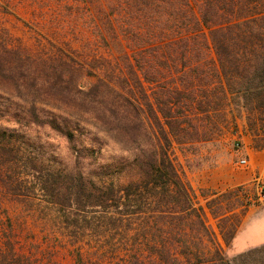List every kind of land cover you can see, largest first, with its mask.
Returning <instances> with one entry per match:
<instances>
[{"label": "trees", "instance_id": "1", "mask_svg": "<svg viewBox=\"0 0 264 264\" xmlns=\"http://www.w3.org/2000/svg\"><path fill=\"white\" fill-rule=\"evenodd\" d=\"M33 4L35 49L0 35V264H264V244L232 248L250 201L228 196L246 187L204 207L170 157L225 127L230 105L264 114V0ZM7 201L29 204L26 226L44 213L42 240L23 241Z\"/></svg>", "mask_w": 264, "mask_h": 264}, {"label": "rangeland", "instance_id": "2", "mask_svg": "<svg viewBox=\"0 0 264 264\" xmlns=\"http://www.w3.org/2000/svg\"><path fill=\"white\" fill-rule=\"evenodd\" d=\"M33 1H0V35H6L11 43H20L29 49H35L38 46L36 38L27 26L34 20V16L37 17L39 15L37 13H40V7L37 4L34 5ZM56 6L53 5V7ZM4 7H7L8 11L3 10ZM9 9L11 10L9 11ZM99 56L108 57L103 51ZM218 109L221 108L218 107ZM227 109L231 116L227 115L229 121L225 127L219 132H215L213 136L206 134L205 138L199 141L181 145L173 143L170 157L180 176L193 190L197 202L204 207L205 199H211L212 193L229 191L241 185L246 187L245 190L238 193V196L235 197V194L228 196L231 203H233V199L237 198L240 201H250L247 208L239 207L236 210L235 215L240 223L239 230H241L251 218L264 210V200L258 192V184H264V173L260 172L261 161L264 159V114L256 111L252 106L248 111L234 105L228 106ZM203 117L201 125L207 126L209 121L205 116ZM230 117L233 118V121L230 120ZM223 119L221 114L213 116L215 125L224 126ZM27 134L32 139L38 140L49 153L64 162H70L66 144L61 139L46 135L42 131L29 130ZM205 139L209 140L205 141ZM242 160H245L246 163L241 164ZM251 167L256 171V176H253L250 182L244 183V175ZM6 203L10 207L9 211L13 216L15 230L20 235L23 232L22 228L25 231L26 228H29L39 234L41 240L44 238L43 230H39L34 225V223H39L38 220L44 216V213L36 212L39 215L38 220L35 222L30 220L26 226L24 222L30 208L29 204H11L9 201ZM209 223L215 228L216 222L210 217ZM23 238V241H28L27 235L24 234ZM55 264H73V262L63 254H59L56 256Z\"/></svg>", "mask_w": 264, "mask_h": 264}, {"label": "crops", "instance_id": "3", "mask_svg": "<svg viewBox=\"0 0 264 264\" xmlns=\"http://www.w3.org/2000/svg\"><path fill=\"white\" fill-rule=\"evenodd\" d=\"M252 168L244 175V183L250 182L252 177L256 176V171ZM260 172L264 173V159L261 161ZM261 244H264V210L251 218L245 227L238 231L233 240L232 248L233 252L241 253Z\"/></svg>", "mask_w": 264, "mask_h": 264}, {"label": "built area", "instance_id": "4", "mask_svg": "<svg viewBox=\"0 0 264 264\" xmlns=\"http://www.w3.org/2000/svg\"><path fill=\"white\" fill-rule=\"evenodd\" d=\"M240 163L245 164L246 161L242 160V161H240ZM258 192L260 193L261 198L264 200V184H261V185L258 184Z\"/></svg>", "mask_w": 264, "mask_h": 264}]
</instances>
